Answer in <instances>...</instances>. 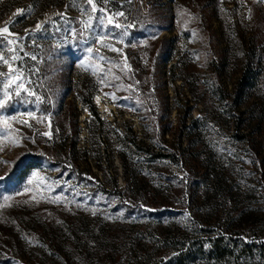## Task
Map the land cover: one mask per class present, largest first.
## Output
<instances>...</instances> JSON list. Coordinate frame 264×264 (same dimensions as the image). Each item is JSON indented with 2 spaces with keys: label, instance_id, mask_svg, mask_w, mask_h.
I'll list each match as a JSON object with an SVG mask.
<instances>
[{
  "label": "rangeland",
  "instance_id": "1",
  "mask_svg": "<svg viewBox=\"0 0 264 264\" xmlns=\"http://www.w3.org/2000/svg\"><path fill=\"white\" fill-rule=\"evenodd\" d=\"M94 2L126 37L84 33L86 0H0L42 98L0 109V264H181L216 239L232 253L185 264H264V0Z\"/></svg>",
  "mask_w": 264,
  "mask_h": 264
},
{
  "label": "snow or ice",
  "instance_id": "2",
  "mask_svg": "<svg viewBox=\"0 0 264 264\" xmlns=\"http://www.w3.org/2000/svg\"><path fill=\"white\" fill-rule=\"evenodd\" d=\"M102 3H107V0H101ZM128 3H131V0H127ZM87 5L90 6V12L93 15H88V18L86 21H81L82 24V30L84 33L91 32L93 35L95 34V29L93 28V21L95 20L97 27L99 28H107L108 26H111L115 29L123 28L124 31L121 33V37H126L128 35L127 29L130 27H133V25H121L118 20L120 18H123L125 16L124 12H115L112 14H109L104 8H97L96 3L94 0H86ZM30 11V9H29ZM96 12H100L101 15L94 16ZM25 10L24 9H18L16 15H24ZM57 15L61 16L66 21L67 25V18L64 17L63 13H57ZM45 23L51 24V20H46L37 23L35 31H41L43 30V25ZM67 30L71 32L72 35L77 34V30L75 28H71L70 26L67 27ZM57 31H59V27H57ZM23 38L19 36H14L13 33L9 31V27L5 25L4 27H0V48H3L5 52L9 53L7 58L3 54V52H0V64L6 66L7 71L6 72H0V92H2L3 98L0 99V109L5 108L8 103L13 99V97H20L22 93L26 96L33 97V102L36 103L37 107L39 106V103L41 102L42 98L40 96H37L36 92L34 90H31L29 87H26L25 85L30 83L31 76L26 75L25 71L23 69V66L20 67H13L14 64H16L18 61H22L24 59L23 56H20V52H24L23 44L20 43V41ZM97 42H99L104 47H111V45L106 44L104 42V38L102 36L97 37ZM6 46V47H5ZM113 51H120V49L112 48ZM93 50L92 48L88 49V52L91 53ZM24 56H28L31 60L36 61L37 56L36 55H29V53L24 52ZM103 59V57H101ZM42 62V61H40ZM38 68L30 69V72H38ZM138 83V82H137ZM30 116H33V113H29ZM11 119L15 120L16 117H12ZM22 123H27V121H21ZM40 122H43L42 120ZM0 124H2L3 128L5 130L11 128V124L9 123V118L5 117L2 121H0ZM30 126V125H29ZM43 135H50V133H44ZM0 179H3V177H0ZM31 184V181H29ZM49 190H51V186H47ZM26 191H31V188L26 189ZM41 199H48V197H45L41 195ZM5 201L11 200L12 197H4ZM62 197L57 196L50 202H60ZM32 201L39 202L37 200V197L33 195L31 197ZM27 203V201H26ZM95 214V212H93Z\"/></svg>",
  "mask_w": 264,
  "mask_h": 264
},
{
  "label": "trees",
  "instance_id": "3",
  "mask_svg": "<svg viewBox=\"0 0 264 264\" xmlns=\"http://www.w3.org/2000/svg\"><path fill=\"white\" fill-rule=\"evenodd\" d=\"M247 72L244 74L243 78L241 79V83L245 82L247 78ZM88 102L91 105V109L94 113L98 114L97 109H95L93 102L91 99L88 100ZM237 118V117H236ZM239 125V124H238ZM238 128V127H237ZM163 154H159V157ZM43 165V158H41L38 155H26L21 158V160L18 162L15 169L12 171L10 175H8V180H14L17 181L18 179H22L30 175L32 170L34 168H40ZM6 181V180H5ZM4 182V181H3ZM2 182V184H3ZM107 193L113 194L112 192L108 191ZM121 195L126 196L127 191H121ZM245 250L249 253L253 250L252 246L244 245ZM230 247L227 245V243H224L223 239H216L212 246H210V249L201 248L199 251L196 250L194 253H188L183 260L181 259L179 262L182 264H185L187 261H194L196 257H205L207 259L216 258L218 260L225 259L226 256L232 253V250L229 249ZM259 250L264 255V243L259 246Z\"/></svg>",
  "mask_w": 264,
  "mask_h": 264
}]
</instances>
